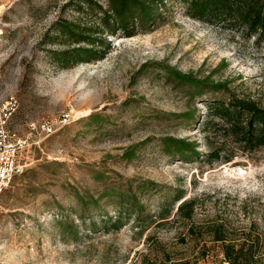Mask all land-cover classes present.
Instances as JSON below:
<instances>
[{
    "label": "rangeland",
    "instance_id": "374dc122",
    "mask_svg": "<svg viewBox=\"0 0 264 264\" xmlns=\"http://www.w3.org/2000/svg\"><path fill=\"white\" fill-rule=\"evenodd\" d=\"M97 4L107 0H0V109L15 101L9 126L27 139L24 170L0 195V264H231L225 242L252 248L239 264H264V147L208 163L190 123L221 81L264 106V40L168 0L155 24L104 34L102 58L58 61L90 46L61 28L95 30ZM168 136L196 142L198 156L168 154Z\"/></svg>",
    "mask_w": 264,
    "mask_h": 264
},
{
    "label": "trees",
    "instance_id": "16d2710c",
    "mask_svg": "<svg viewBox=\"0 0 264 264\" xmlns=\"http://www.w3.org/2000/svg\"><path fill=\"white\" fill-rule=\"evenodd\" d=\"M87 3L92 0H83ZM168 0H107V7L97 4L100 22L95 28H82L80 24H64L63 34L69 35L76 42L86 41L90 46H78L70 52L56 53L58 61L66 62L74 57L75 61H91L103 57L100 45L110 47L104 34H118L120 30L126 36L133 35L138 29L155 24L167 10ZM175 1V0H174ZM184 5L185 12L192 18L213 24L239 25L248 34L257 35V40H264V0H179ZM89 29V30H87ZM99 32V37L85 36L86 31ZM168 73L194 86L208 85L207 80L195 78L175 68H166ZM215 95L207 96L206 112L202 121L200 113L195 108L190 115V123L199 122L201 131L210 145L206 162L230 161L238 153H250L264 147V106L253 98L241 97L228 87L227 82H217L211 86ZM97 114H92L91 118ZM219 139L221 141H219ZM217 141V142H215ZM227 142L229 147L224 148ZM163 149L173 157L188 159L197 157V143L188 138L168 136L162 139ZM224 151V152H223ZM186 208L185 216L191 218L194 213V200H185L180 210ZM103 216V214H99ZM105 223H119L121 216L115 220L106 214ZM94 224V221L91 222ZM217 239L223 240L221 234ZM244 251V245L239 247L231 242L223 244L225 261L239 264L240 259L250 254Z\"/></svg>",
    "mask_w": 264,
    "mask_h": 264
},
{
    "label": "built area",
    "instance_id": "2783aa9c",
    "mask_svg": "<svg viewBox=\"0 0 264 264\" xmlns=\"http://www.w3.org/2000/svg\"><path fill=\"white\" fill-rule=\"evenodd\" d=\"M14 107L15 101H8L0 109V195L10 185L14 176L24 170L19 157L27 139L18 136L9 126ZM41 126L44 130L51 131L50 124L43 123Z\"/></svg>",
    "mask_w": 264,
    "mask_h": 264
}]
</instances>
